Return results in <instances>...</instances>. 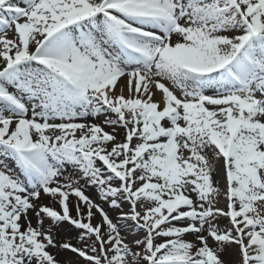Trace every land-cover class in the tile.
Returning <instances> with one entry per match:
<instances>
[{
	"label": "snow or ice",
	"instance_id": "obj_1",
	"mask_svg": "<svg viewBox=\"0 0 264 264\" xmlns=\"http://www.w3.org/2000/svg\"><path fill=\"white\" fill-rule=\"evenodd\" d=\"M80 261L264 264V0H0V264Z\"/></svg>",
	"mask_w": 264,
	"mask_h": 264
},
{
	"label": "rangeland",
	"instance_id": "obj_2",
	"mask_svg": "<svg viewBox=\"0 0 264 264\" xmlns=\"http://www.w3.org/2000/svg\"><path fill=\"white\" fill-rule=\"evenodd\" d=\"M89 119H91V118H89ZM102 121H103V117L101 116V117L95 119L93 122L101 123L102 124ZM104 127H105V131H109V132L112 131V128L111 127H108L106 125H104ZM118 131L120 132V134H121L120 135V138L122 139L123 138V129H119ZM92 189L95 190V192L97 193L96 189H94V188H92ZM43 202L44 203H51V201L48 198H44ZM98 202H100V201H98ZM105 207H107V205H105ZM125 210H127V209H125ZM33 223H35V220L33 221ZM46 223H47V221H46ZM223 223L226 224L227 221L225 220V221H223ZM62 231L65 234H67L70 238L71 237H75V235H76L75 230H72L75 235H73L71 231L69 232L68 229H66V228L62 229ZM188 239H192V237H188ZM72 243L75 244L76 243V240L75 239H72ZM233 251H235V250L234 249H229L228 255L231 256V254H232ZM60 257H61V259L74 258L73 255L70 252L62 253ZM80 264H83V261H80Z\"/></svg>",
	"mask_w": 264,
	"mask_h": 264
},
{
	"label": "bare ground",
	"instance_id": "obj_3",
	"mask_svg": "<svg viewBox=\"0 0 264 264\" xmlns=\"http://www.w3.org/2000/svg\"><path fill=\"white\" fill-rule=\"evenodd\" d=\"M87 194L90 195V196H92L93 198H97V193H96L95 190H93L92 188H89V189H88ZM71 232H72L73 235H75V234L73 233V231H71ZM53 251H55V250H53ZM59 258H61V257H59Z\"/></svg>",
	"mask_w": 264,
	"mask_h": 264
}]
</instances>
